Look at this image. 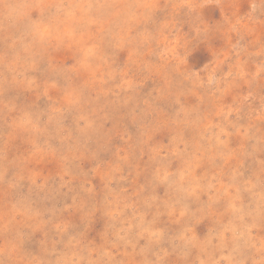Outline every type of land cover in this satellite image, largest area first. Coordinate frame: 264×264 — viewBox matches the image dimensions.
Here are the masks:
<instances>
[{
    "label": "rangeland",
    "instance_id": "rangeland-1",
    "mask_svg": "<svg viewBox=\"0 0 264 264\" xmlns=\"http://www.w3.org/2000/svg\"><path fill=\"white\" fill-rule=\"evenodd\" d=\"M57 259L264 264V0H0V264Z\"/></svg>",
    "mask_w": 264,
    "mask_h": 264
},
{
    "label": "clouds",
    "instance_id": "clouds-1",
    "mask_svg": "<svg viewBox=\"0 0 264 264\" xmlns=\"http://www.w3.org/2000/svg\"><path fill=\"white\" fill-rule=\"evenodd\" d=\"M218 2V0H217ZM190 7H199L198 4L196 3H192L189 5ZM45 264H65V262L61 259H57V260H54V261H48V262H45Z\"/></svg>",
    "mask_w": 264,
    "mask_h": 264
}]
</instances>
